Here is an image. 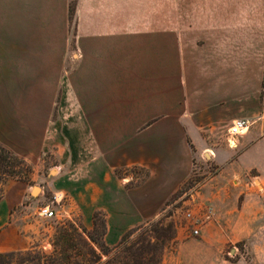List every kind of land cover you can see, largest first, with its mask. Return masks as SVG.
Here are the masks:
<instances>
[{
	"label": "crops",
	"instance_id": "crops-1",
	"mask_svg": "<svg viewBox=\"0 0 264 264\" xmlns=\"http://www.w3.org/2000/svg\"><path fill=\"white\" fill-rule=\"evenodd\" d=\"M126 1L77 0L75 50L93 59L95 76L110 77L97 79L96 88L127 93L125 76L129 71L135 74L139 106L147 97L150 106L166 108L164 119L155 122L150 132H139L133 139L120 136L122 140L108 147L110 127L103 129L101 138L87 139V152L94 157L86 170L88 199L94 209L107 213L105 240L110 245L116 244L126 229L152 216L185 179L192 145L205 154L211 149V140H220L211 152L222 171L230 172L232 178L254 169L264 172V0H167V28L162 37L157 25L129 23ZM62 7L65 9L58 0H0V76L31 74L24 71L30 68V61L55 58L58 62L64 58L63 43L55 48L48 46V23L55 16L58 20L55 13ZM59 19L62 22V17ZM129 39L141 43L137 47L141 52H135L139 57L134 70L128 67ZM160 40L166 44L164 55ZM143 65L151 69L144 71ZM106 99L97 100L95 106L111 108L113 103ZM236 119L248 121L247 131L229 136L227 128ZM112 121L104 116L95 123ZM10 122L5 106L0 104V143L24 154L30 147L29 139L13 135ZM150 157L154 163L149 181L124 190L114 174V165ZM184 160L187 163L182 167ZM62 167L51 169L42 187H48L57 199L71 194L73 177L62 174ZM76 170L80 167L71 169ZM82 185L76 183L77 187ZM7 187L0 199V252L23 247L25 237L21 232L31 225L25 208L36 201L24 199L32 196L25 186L9 182ZM42 193L43 189L38 194ZM201 204L203 200L197 199L196 206ZM232 209L227 199L223 209L214 214L225 216ZM207 229L208 222L201 225L195 240L180 227L176 239L187 248L195 244L198 249L205 248L210 242L205 235Z\"/></svg>",
	"mask_w": 264,
	"mask_h": 264
},
{
	"label": "rangeland",
	"instance_id": "rangeland-1",
	"mask_svg": "<svg viewBox=\"0 0 264 264\" xmlns=\"http://www.w3.org/2000/svg\"><path fill=\"white\" fill-rule=\"evenodd\" d=\"M58 1L64 4L65 9L62 7L55 13L58 20L55 16L48 23V46L55 48L63 43L64 58L58 59V62L55 58L47 61L33 60L29 63L30 68L24 69L31 74L0 76V104L5 106L9 114L12 134L29 139L30 146L25 149L24 154H20L0 143L22 158L27 165L17 168L20 176L9 177L1 182L0 199L8 189L9 182H16L32 191V196L24 199H36L34 205L25 208L28 213L27 221L31 225L25 233L21 232V236L25 237L23 247L6 252L33 250L39 255L50 253L55 246L59 248L63 245L61 242L59 244V239L64 231L70 233L71 225L82 226L86 231L93 232L95 213L99 222L105 220L107 232V213L94 209L93 202L88 199L86 170L89 160L94 157L87 152V139L101 138L103 129L108 130L110 127L106 138L108 147H111L122 140L120 136L133 139L139 132H150L155 122L166 117V108L150 106L147 97L142 99L143 104L139 106L141 98L138 99L139 94L134 91L135 74L129 71L125 76L129 85L127 93H110L101 91L103 87L100 90L96 88L97 79L110 77L95 76L92 68L97 67L93 59H90L88 53L75 50L78 46L75 41L79 19L77 0ZM126 2L129 23L136 21L143 26L157 25L161 37L164 35L166 30L163 29L167 28V0ZM59 17H62V22ZM130 40L127 60L129 69L134 70L135 59L139 57L135 52H141V43L137 45L136 41ZM160 42L164 55L166 44L162 40ZM163 55L161 54V58ZM146 56L144 53V57ZM150 69L143 65L144 71ZM162 78L164 75H161ZM19 84L22 90H19ZM8 87L13 90L10 91ZM104 97H109L105 101L113 103L111 108L95 106L97 100H103ZM104 116L111 117L113 121L106 125L95 123ZM149 137L150 135L145 139ZM220 142L218 139L211 140V149L205 154L198 147L190 146L192 151L187 160L189 170L185 179L161 202L152 216L149 215L142 222L126 229L119 241L128 231L152 225V229H157L156 235L164 239L160 264H264V172L254 169L232 178L231 173L222 171V166L213 158L211 151ZM187 162L184 160L180 166L183 167ZM151 163L154 161L150 157L137 163L115 164L113 171L121 187L132 190L149 181ZM61 164L64 165L61 173L73 177V181L70 182L71 194L57 199L48 187H42L47 183L46 177L50 170ZM73 166H79L80 170L71 171ZM76 183L83 185L77 187ZM42 189L43 193L39 195ZM109 191L110 182V201ZM197 199H202L203 204L196 206ZM227 199H230L232 211L217 217L214 211L223 209ZM130 202L128 199V203ZM41 208H49L55 215L44 217L39 213ZM188 213L192 214L191 217ZM207 222L205 235L210 242L205 248L198 249V244L187 248L184 247L185 243L177 241V228L182 227L197 240L199 232L194 234L193 230H199ZM100 229L99 227L98 231ZM136 234L133 233L132 237ZM152 234L154 235L153 232ZM119 241L114 245L108 244L106 240L105 243L112 248ZM93 247L100 254L98 248ZM81 248L76 245L75 249ZM104 259L105 256H102L101 260Z\"/></svg>",
	"mask_w": 264,
	"mask_h": 264
},
{
	"label": "trees",
	"instance_id": "trees-1",
	"mask_svg": "<svg viewBox=\"0 0 264 264\" xmlns=\"http://www.w3.org/2000/svg\"><path fill=\"white\" fill-rule=\"evenodd\" d=\"M24 160L0 144V184L9 177L20 176L17 168L26 167ZM1 196V195H0ZM94 230L88 232L82 226L71 225L70 233L64 231L59 239L61 247L53 248L46 254L33 250L0 253V264H160L164 239L156 235L152 225L139 227L126 232L119 243L109 247L104 240L106 234L105 220L98 221L97 213L93 215ZM101 228L98 231V228ZM137 233L132 237L133 233ZM154 233V235L152 234ZM154 238V240H152ZM81 246V249H75ZM96 246L100 252L94 250ZM102 256L105 259L102 261Z\"/></svg>",
	"mask_w": 264,
	"mask_h": 264
},
{
	"label": "built area",
	"instance_id": "built-area-1",
	"mask_svg": "<svg viewBox=\"0 0 264 264\" xmlns=\"http://www.w3.org/2000/svg\"><path fill=\"white\" fill-rule=\"evenodd\" d=\"M249 124L246 119H236L234 120L228 128V134L232 136H240L247 131ZM39 213L44 217H52L55 215V212L49 208H41ZM191 213H188V216L191 217ZM199 230L196 228L193 230L194 234H198Z\"/></svg>",
	"mask_w": 264,
	"mask_h": 264
},
{
	"label": "water",
	"instance_id": "water-1",
	"mask_svg": "<svg viewBox=\"0 0 264 264\" xmlns=\"http://www.w3.org/2000/svg\"><path fill=\"white\" fill-rule=\"evenodd\" d=\"M35 190H37V188H35Z\"/></svg>",
	"mask_w": 264,
	"mask_h": 264
},
{
	"label": "bare ground",
	"instance_id": "bare-ground-1",
	"mask_svg": "<svg viewBox=\"0 0 264 264\" xmlns=\"http://www.w3.org/2000/svg\"><path fill=\"white\" fill-rule=\"evenodd\" d=\"M232 144V143H231Z\"/></svg>",
	"mask_w": 264,
	"mask_h": 264
}]
</instances>
